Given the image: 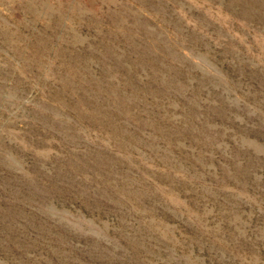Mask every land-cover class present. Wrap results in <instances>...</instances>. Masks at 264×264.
Here are the masks:
<instances>
[{"label":"rangeland","instance_id":"rangeland-1","mask_svg":"<svg viewBox=\"0 0 264 264\" xmlns=\"http://www.w3.org/2000/svg\"><path fill=\"white\" fill-rule=\"evenodd\" d=\"M0 264H264V0H0Z\"/></svg>","mask_w":264,"mask_h":264}]
</instances>
